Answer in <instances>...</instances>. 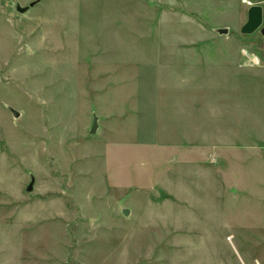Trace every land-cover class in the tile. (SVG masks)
Listing matches in <instances>:
<instances>
[{
	"label": "rangeland",
	"instance_id": "1",
	"mask_svg": "<svg viewBox=\"0 0 264 264\" xmlns=\"http://www.w3.org/2000/svg\"><path fill=\"white\" fill-rule=\"evenodd\" d=\"M210 1L4 2L0 264H263L264 245L222 227L221 197L202 196L237 192L222 178L241 105L253 145L264 93L262 29H212ZM242 47L259 67H240Z\"/></svg>",
	"mask_w": 264,
	"mask_h": 264
},
{
	"label": "crops",
	"instance_id": "2",
	"mask_svg": "<svg viewBox=\"0 0 264 264\" xmlns=\"http://www.w3.org/2000/svg\"><path fill=\"white\" fill-rule=\"evenodd\" d=\"M6 0H0V54L6 53L7 44L5 28L4 15L2 11L4 7V2ZM12 2H17L15 10L17 11V6L21 7L29 6V10L25 13H31L30 11H35L38 7H43V9L51 10L53 6L58 4L56 0H11ZM254 5H260L263 8V25L264 27V0L258 3H253L250 6H245L244 0H211L209 3V8L206 13L207 24L210 25L212 29L228 28L230 31L233 29L240 30L242 32L243 26L248 21L249 9ZM49 12V11H48ZM47 12V13H48ZM4 16V17H3ZM50 16V15H49ZM147 20V19H146ZM149 19L147 20V22ZM260 29V28H259ZM255 84L264 85V78H255ZM1 81V79H0ZM5 84L0 82V141L2 137L5 139L6 136L1 128V118L6 116L10 122V115L7 110L6 105V95H5ZM251 98H254V112L259 108L261 111V116L256 117V112L253 119V145H247L246 137L243 133L247 131L246 127V104L241 103L242 99H247L246 95L240 94L239 97V112L241 113V106L243 107V113L239 115V125H243V128L238 130V151H237V171H232L234 176L223 177L222 181L225 186L235 188L237 192L231 189H222L214 195L211 189H205L202 196L213 197V199L218 196L221 197V205L223 207V226L228 228L234 227L242 230L240 235L245 239L244 244H251L262 246L264 245V93L255 92L252 94ZM249 98V97H248ZM260 98V102L257 100ZM242 104V105H241ZM241 105V106H240ZM243 116V118H242ZM244 124H242L243 122ZM14 127V125H13ZM15 128V127H14ZM243 149H240L242 148ZM245 148H252V155H246ZM127 157H129V152H125ZM130 159V158H128ZM130 161V160H129ZM230 162V160H229ZM132 167V172L130 171ZM127 171L133 174V163L126 164ZM129 168V170H128ZM135 168V167H134ZM234 172H236L234 174ZM215 196V197H214ZM216 199V198H215ZM214 199V203L215 200ZM217 201V203H220ZM233 205L236 210V224L230 225L229 211L230 207ZM228 214V216L225 215ZM245 231V232H244ZM234 238V235H233ZM247 260V261H246ZM246 262L253 264V260L246 258ZM258 261L259 259H254ZM259 262L263 263L261 260Z\"/></svg>",
	"mask_w": 264,
	"mask_h": 264
},
{
	"label": "water",
	"instance_id": "3",
	"mask_svg": "<svg viewBox=\"0 0 264 264\" xmlns=\"http://www.w3.org/2000/svg\"><path fill=\"white\" fill-rule=\"evenodd\" d=\"M29 10V6L21 7L20 5L17 6V11L21 14L27 12ZM263 25V8L260 5H254L249 9L248 12V21L242 28V33L244 34H252ZM223 33H227V30H224ZM261 33L264 37V27L261 30ZM15 117L19 116V113L14 109H10ZM98 124L97 119L94 120V125L91 130L92 134L96 133ZM33 189V183L28 187V191Z\"/></svg>",
	"mask_w": 264,
	"mask_h": 264
},
{
	"label": "clouds",
	"instance_id": "4",
	"mask_svg": "<svg viewBox=\"0 0 264 264\" xmlns=\"http://www.w3.org/2000/svg\"><path fill=\"white\" fill-rule=\"evenodd\" d=\"M244 2L250 4L251 0H244ZM240 51L241 54L245 57V59L241 62L240 67H259L261 65L259 56L256 53H249L246 47H242Z\"/></svg>",
	"mask_w": 264,
	"mask_h": 264
}]
</instances>
